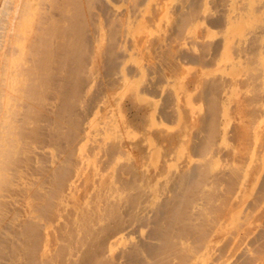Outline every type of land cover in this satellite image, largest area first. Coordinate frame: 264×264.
Here are the masks:
<instances>
[{
	"label": "rangeland",
	"instance_id": "obj_1",
	"mask_svg": "<svg viewBox=\"0 0 264 264\" xmlns=\"http://www.w3.org/2000/svg\"><path fill=\"white\" fill-rule=\"evenodd\" d=\"M97 8L39 111L52 205L32 223L4 207L0 264H264V0ZM38 152L27 162L40 173Z\"/></svg>",
	"mask_w": 264,
	"mask_h": 264
},
{
	"label": "bare ground",
	"instance_id": "obj_2",
	"mask_svg": "<svg viewBox=\"0 0 264 264\" xmlns=\"http://www.w3.org/2000/svg\"><path fill=\"white\" fill-rule=\"evenodd\" d=\"M0 5H1L0 14L4 15V16H2L4 18V21H2L3 27L0 28L1 30L3 28L2 31H4V35H2L4 38L3 39V42H4L3 49L0 50V221H2V219H4L6 221L8 218H10V216H9L10 214L11 215L15 214L14 211L13 212L10 211L11 213H9V211L4 210V207H6L7 205H8V207H10L9 204H12V206L18 205V208L15 207L19 211V212L17 211V213L19 214L17 216H20V218H23V220L19 218L18 219L19 222H20V220L22 222L25 220V221L32 223V222H35L36 219H38L39 213L41 214V212H39V213L37 212V209H36L37 205H39L40 202L44 199L46 200V201L44 200V202H48L47 201L48 198L51 197V196L48 197L49 192L47 190H48V188H50L49 184L52 182H47V180L44 181V179H46V178H42V177L46 176V174H45L46 172H50L49 171V169H50L49 163H51L52 157H53L52 156V154H53L52 147L50 145L51 144L50 137L46 138V140H49L48 142L45 141V137L50 136V135L49 134L46 135L47 133L46 134L43 133V135L45 136V137H43L44 139L41 137L40 138L43 139L44 142H43V140L39 139V140H41L39 142L40 143L42 142L41 144L38 143L39 146L37 145L38 141H36V137H35V136H39V134L36 135L35 133L37 131L36 130L37 126L40 123V117L41 116H39V114L41 112H43V111H41L42 108H43V110H45L47 105H50L53 107L52 101H49L50 99L46 98V94H48V91H49V93L52 92L51 91L52 88L50 87V84L48 83V81L50 80L49 78H51L55 72L61 73L59 71L64 70L63 66H64L65 62L63 63V61L69 59L70 56H73V57L76 56V60H80L82 50L84 51L83 44H84V42H86L85 36H84V27L87 24L85 22V19H86L85 13H86L87 7L89 8V10H91L92 8L96 11L98 10L97 0H0ZM91 12H93V11H91ZM94 14H96V13L94 12ZM224 14H225V12H224ZM250 20H251V17H250ZM88 21H89V19H88ZM180 22H182V21H180ZM199 22H200V20H199ZM91 23H90V25H91ZM207 23H208V21H207ZM84 24H85V26H84ZM233 27H234V25H233ZM91 36H93V35H91ZM90 46H91V44H90ZM190 57H188V58H190ZM88 61L89 60H87V62ZM90 61H91V59H90ZM80 66H82V65H80ZM48 73L50 74V76H48L49 75ZM60 78H63L62 75L60 76ZM92 79H93V77H92ZM61 81L63 82V80H61ZM62 82H61V84H62ZM61 87L59 86V88H61ZM55 92L56 91L54 90L51 94H53ZM55 95H56V93H55ZM64 97L65 96H63L62 99H64ZM55 99H56V97H55ZM39 111H41V112H39ZM65 113H66V111H65ZM45 115L46 114H43L42 116L44 117ZM43 117H42V119H43ZM42 119H41V121H44ZM44 119H46V118H44ZM49 119H50V117H49ZM257 119L258 118H256V120ZM61 120H62V118H61ZM56 124H58V123H56ZM262 124H264V123H262ZM41 127L42 126H40L39 128L41 129ZM43 127H45V126H43ZM46 127L48 128L49 126H46ZM61 127L62 128L64 127L63 123H62ZM262 129H264V127ZM257 130H258V128H257ZM258 131H261V130H258ZM255 132L254 133L252 132V133L255 135L257 133V132L255 133ZM37 133H39V131H37ZM259 133H257V134H259ZM253 134L252 135L249 134V135L252 137ZM38 138H37V140H38ZM256 140H260V139H256ZM245 146H246V144H245ZM247 146H249V145H247ZM258 148H260V147H258ZM36 149H39L41 154L44 153L43 155L45 156L46 161H43V162H45L46 165L44 164L45 165L44 167H39V169L43 168V170H40V173L41 172L43 173L44 171H46L43 174L44 176H42V174H40V173H37V171L31 170L35 166L34 164L28 166L29 163L27 162V159L29 160V157L31 155L35 154ZM253 151H254V149H253ZM40 152H38V154H40ZM34 156L32 158H34ZM38 159H39V157H38ZM40 159H42V158H40ZM84 160H86V159H84ZM251 160H252V158H251ZM33 163H34V161H33ZM47 163L49 165H47ZM261 163H263V162H261ZM30 167H32V168L30 169ZM44 168H46V169H44ZM33 169H35V168H33ZM62 170H65V169H62ZM37 175L39 176V179L42 180L43 183H41V181L38 179ZM49 178H47V179H49ZM69 184H68V186H70ZM42 186H43L44 190L46 191L44 193H43V191L41 193ZM66 187H67V185H66ZM71 187H73V186H71ZM69 190L72 191V189H69ZM39 193H41L42 195ZM72 193L73 192H71V194ZM34 194H36V195H34ZM59 196L60 195H58V197ZM61 196H63V195H61ZM66 197H68V195ZM57 199H59V198H57ZM62 199L63 198H61V200ZM44 202L42 201L43 204H44ZM51 203H52V201H51ZM51 203H49V204H51ZM43 204H40V206ZM47 206H49V205L47 204ZM3 211L4 212L6 211V213H9V215L5 213L6 216H8V218L3 217L4 216ZM43 213L44 212H42V214ZM15 217H14V220H16ZM11 218H13V216H11ZM44 218H46V216H44ZM78 219H80V218H78ZM18 221H17V223H19ZM81 221H83V220H81ZM2 223H3V221H2ZM10 223H12V222L10 221ZM3 224H5V223H3ZM30 226H33V225L32 224L28 225V227H30ZM0 227H2L1 223H0ZM28 227H26V228L29 229ZM48 227H49V225L45 224L44 228L46 231L48 230L47 229ZM30 228L33 229L34 226L30 227ZM0 231H1L0 234H4L5 237L9 235V234L6 235L5 230L2 231L0 229ZM46 231H44V232H46ZM29 232L33 233L34 229L24 233V236L27 235V233H28L27 236L29 238V236L32 235ZM15 234H16V232L14 233V235ZM18 234L19 233H17L16 238L18 237ZM43 235H44V233H43ZM24 236H23L22 240L27 242L26 241L27 236H26V239H24ZM33 236H35V235H33ZM3 237L0 238V239H2V242H3ZM5 237H4V241H5ZM14 237H10V238L13 239ZM19 239L21 240V238H19ZM7 240H9V239H7ZM15 241H16V239H15ZM24 241H22V242H24ZM29 242L31 243V239L28 240V243ZM43 242H44V240H43ZM47 242H44V243H47ZM0 244H1V242H0ZM31 244H33V243H31ZM31 244H29V245H31ZM13 245H11V246H13ZM37 246H39V245H37ZM8 248L13 249L11 247H8ZM31 248H33V250H34L33 245ZM40 248H42V247L40 246ZM44 249L42 248V250H44ZM10 251H12V250H10ZM19 251H18V253H20ZM28 252H30V251H28ZM6 254L8 256V252ZM12 255H14V254H12ZM42 255H44V254H42ZM15 256H17V255L15 254ZM15 256H13V257H15ZM186 256L184 258H186ZM16 260L17 259L15 258L14 262H16ZM17 264H19V260H17Z\"/></svg>",
	"mask_w": 264,
	"mask_h": 264
}]
</instances>
